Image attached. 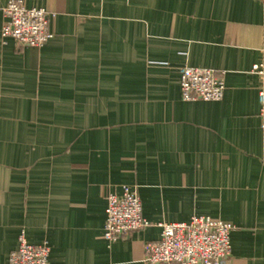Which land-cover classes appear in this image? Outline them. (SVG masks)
Instances as JSON below:
<instances>
[{
  "label": "crops",
  "instance_id": "1",
  "mask_svg": "<svg viewBox=\"0 0 264 264\" xmlns=\"http://www.w3.org/2000/svg\"><path fill=\"white\" fill-rule=\"evenodd\" d=\"M0 264L22 233L49 264H146L158 223L231 222L226 264H264L260 78L264 0H22L45 8L42 47L2 37ZM222 74L186 101L180 68ZM137 190L154 223L104 237L108 193Z\"/></svg>",
  "mask_w": 264,
  "mask_h": 264
},
{
  "label": "built area",
  "instance_id": "2",
  "mask_svg": "<svg viewBox=\"0 0 264 264\" xmlns=\"http://www.w3.org/2000/svg\"><path fill=\"white\" fill-rule=\"evenodd\" d=\"M2 37H12L22 46L42 47L54 34L49 28L51 14L45 8L28 7L22 0H11L4 8ZM252 72L260 78L259 102L264 141V62ZM182 97L186 101L220 100L225 81L212 68L183 66L180 68ZM122 195H106V222L103 237L115 242L151 223L143 216L141 198L136 189L124 185ZM162 229L159 240L144 244L146 264H226L231 254V222L211 216H194L189 222L154 224ZM50 247L31 244L22 233L17 249L11 251L7 264H49Z\"/></svg>",
  "mask_w": 264,
  "mask_h": 264
}]
</instances>
